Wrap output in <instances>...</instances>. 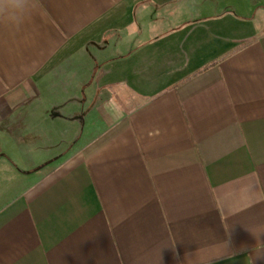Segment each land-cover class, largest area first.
Here are the masks:
<instances>
[{"label": "crops", "instance_id": "obj_1", "mask_svg": "<svg viewBox=\"0 0 264 264\" xmlns=\"http://www.w3.org/2000/svg\"><path fill=\"white\" fill-rule=\"evenodd\" d=\"M261 231L264 0H0V264H264Z\"/></svg>", "mask_w": 264, "mask_h": 264}, {"label": "clouds", "instance_id": "obj_2", "mask_svg": "<svg viewBox=\"0 0 264 264\" xmlns=\"http://www.w3.org/2000/svg\"><path fill=\"white\" fill-rule=\"evenodd\" d=\"M253 234L256 235L257 237H259L261 234H264V231L256 232ZM223 247L225 249H228V245L226 242L223 244ZM222 254H225V253L212 254V255L204 256L203 253L201 252V250H199V249H196L193 253H191V255H193L197 258L198 264H212L213 258L219 257Z\"/></svg>", "mask_w": 264, "mask_h": 264}]
</instances>
